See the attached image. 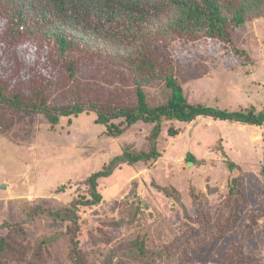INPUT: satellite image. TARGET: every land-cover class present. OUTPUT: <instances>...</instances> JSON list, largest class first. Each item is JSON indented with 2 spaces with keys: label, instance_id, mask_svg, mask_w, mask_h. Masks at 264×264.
Wrapping results in <instances>:
<instances>
[{
  "label": "trees",
  "instance_id": "obj_1",
  "mask_svg": "<svg viewBox=\"0 0 264 264\" xmlns=\"http://www.w3.org/2000/svg\"><path fill=\"white\" fill-rule=\"evenodd\" d=\"M26 1L27 8L38 10L39 22L31 23L32 17L25 12ZM110 1L114 0H0V140L7 137L6 132L16 120L33 114L45 116L55 129L62 118L67 117L71 124L73 118L89 113L95 116V123L104 127V135L115 140L134 126L144 129L150 126L142 142V139L128 142L101 169L80 180L71 200L55 208L38 202L21 203L15 220L0 224V264H52L46 251L64 239L68 241L65 264H197L188 258L189 250L195 247L190 242L196 231L200 228L202 232L197 240L198 246L202 241L200 249L208 240L222 239L241 222L239 216H243L244 206L248 208V220L241 222L240 236L228 246L220 264H254L256 257L245 253L244 244L264 222V144L258 164L244 165L229 153L226 141L219 138L217 158L211 165L222 169L214 177L216 182H207L205 187L190 179L184 190L170 178L169 183L155 181L165 204L180 218L178 232H169L167 220L159 216L153 229L150 223L142 225L145 212L140 204L129 219L111 222L110 227L97 222L86 229L94 218H87L85 210L97 208L107 199L102 181L118 169H140L157 162L163 154L164 133L171 135L176 124L207 117L264 126V105L258 112L253 107L229 109L194 101L174 66L167 68L169 54L164 53L160 59L149 44L125 48L105 36L112 57L102 58L103 51L99 50V60L87 64L84 59L100 43L96 36L103 35L100 27L105 22H121L115 20V7ZM118 1L129 10H140L139 5L149 0ZM170 1L176 7L175 14L168 25L152 31L154 39L166 35L176 40L184 34L196 36L205 31L206 35L218 36L223 41L229 35L228 23L235 28L264 16V0ZM51 14L55 17L52 20ZM78 17L81 27L72 30V19ZM20 33L25 37L18 38ZM33 34L36 36L32 37ZM41 34L43 38L39 37ZM235 47L232 49L237 50ZM101 66L105 70L115 67V74L120 77L122 73L131 79L128 97L101 101L90 94L97 86L95 78ZM66 77L70 89L68 100L56 103L51 100L55 90L49 86L60 85ZM186 157L190 166L205 163L192 151ZM249 180L256 183L255 204L249 202L245 191ZM132 194L127 195L133 201L136 196ZM117 201L114 204H119ZM134 224L136 231H121L115 240L109 233L112 226L122 229ZM12 229L17 231L14 239L10 237Z\"/></svg>",
  "mask_w": 264,
  "mask_h": 264
},
{
  "label": "rangeland",
  "instance_id": "obj_2",
  "mask_svg": "<svg viewBox=\"0 0 264 264\" xmlns=\"http://www.w3.org/2000/svg\"><path fill=\"white\" fill-rule=\"evenodd\" d=\"M110 3L115 7V20L121 22L117 24L104 21V26L100 27L103 35L96 36L100 43L96 44L95 50L84 59L87 64L99 60V50L103 51L102 58L112 57L111 45L105 42V36L111 37L113 44H122L125 48L149 44V48L160 59L164 53L169 54L166 60L167 68L174 66L175 73L181 77L187 94L194 101L229 109L253 107L258 112L262 109L264 16L235 28L228 23L226 28L229 35L223 41L218 36L206 35L205 31L196 36L184 34L176 40L166 35L154 39L152 31L159 30L161 25H168L170 17L175 14L176 7L170 0L145 1L139 5L140 10H129L118 0ZM27 4L26 1L25 12L32 17L31 23L39 22L38 10L27 8ZM50 17L51 20L55 18L52 14ZM80 18L72 19V30L75 26L81 27ZM86 29L90 30L88 25ZM20 37L24 38L25 35L20 33L18 38ZM39 37L43 38V34ZM186 38L189 40L184 42ZM233 46H236L237 50H233ZM114 68L105 70L101 66L97 72V86L93 87L90 94L98 96L101 101L123 100L131 94V90L128 91V88L132 87L131 79L122 73L119 77ZM49 89L55 90L52 93V101L65 103L68 100L70 89L67 77L63 83L52 84ZM93 117L95 116L89 113L86 116L80 114L72 119L71 124L65 117L55 129L50 127L45 116L38 114L16 120L6 132L7 137L0 140V224L15 220L19 216L18 207L21 203L38 202L55 208L58 204L71 200L80 180L101 169L105 162L121 153L128 142L141 139L142 142L147 129L150 128H146V125L145 129L134 126L120 139L115 140L104 135V127L95 123ZM173 129L174 133L171 135L164 133L163 154L157 162L140 169H118L115 174L102 181V190L107 199L97 208L85 210L87 218H94L86 229L95 226L97 222L110 227L111 222L129 219L135 206L140 204L145 212V215H142V225L150 223L149 227L153 229L159 216L167 220L168 231L178 232L181 227L180 218L171 206L165 204L155 181L157 184L169 183L170 178L180 189L186 187L189 179L202 187L210 181L215 183L214 177L222 168L211 163L217 158L219 138L226 141V149H230L229 153L244 165L248 162L257 165L262 158L264 126L259 128L199 117L188 124H176ZM188 151L204 159L205 163L190 166L186 157ZM255 186V181L249 180L245 187L251 204L258 201L253 195ZM62 188L64 190H61ZM128 192L136 196L135 200H131ZM115 200H118L119 204H114ZM244 210L243 216H239L242 223L249 217L246 206ZM241 222L238 221L236 227L222 239L208 240V237V242L201 249L199 246L202 241L197 245L202 233L199 228L190 242L191 246L195 247L189 250L188 258L197 264L222 263L227 254L226 249L240 236L243 227ZM259 226L256 234L251 235L244 244L245 253L255 255L254 264H264V222ZM110 230L109 233L115 240L121 231H136L137 226L134 224L133 227L124 226L122 229L112 226ZM16 233V229H12L11 239L15 238ZM67 243L65 239L59 240L46 251L52 264H65Z\"/></svg>",
  "mask_w": 264,
  "mask_h": 264
},
{
  "label": "water",
  "instance_id": "obj_3",
  "mask_svg": "<svg viewBox=\"0 0 264 264\" xmlns=\"http://www.w3.org/2000/svg\"><path fill=\"white\" fill-rule=\"evenodd\" d=\"M172 133H174V131L172 130Z\"/></svg>",
  "mask_w": 264,
  "mask_h": 264
}]
</instances>
